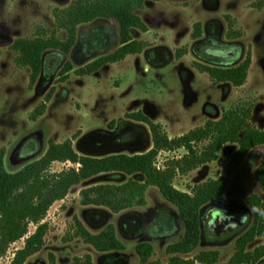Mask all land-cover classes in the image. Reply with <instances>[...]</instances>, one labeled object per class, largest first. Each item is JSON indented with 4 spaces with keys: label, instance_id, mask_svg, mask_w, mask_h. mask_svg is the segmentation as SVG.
Wrapping results in <instances>:
<instances>
[{
    "label": "rangeland",
    "instance_id": "rangeland-1",
    "mask_svg": "<svg viewBox=\"0 0 264 264\" xmlns=\"http://www.w3.org/2000/svg\"><path fill=\"white\" fill-rule=\"evenodd\" d=\"M75 1L0 0V150L6 151L4 160L9 170H18L23 165H11L14 158L20 162L42 156L51 139L56 142L73 139L79 153L91 156L146 152L153 146L150 128L127 117L129 112L143 111L160 122L170 137H177L211 119H220L227 110L252 105L250 125L264 130V0H146L137 13L148 30L133 29L135 39L145 44L141 52L90 75L77 74V69L113 52L121 44L119 22L99 18L78 27V40L70 54L49 50L44 71L31 83V68L18 64L19 54L12 44L18 38H35L40 34L65 39L67 30L59 26L55 13ZM198 23L201 34H196ZM220 46L237 48L239 55L213 61V48ZM248 56L251 57L248 78L240 86L231 81H217L205 70L206 66L238 65ZM68 61L73 63L74 70L68 80L62 81L60 73ZM53 87V95L47 100ZM44 102L47 109L38 116L36 108ZM33 133L44 138V150L40 153L39 141L28 138ZM206 143H197L196 149L203 150ZM238 147L237 143L226 144L217 160L178 174L174 186L191 192L196 184L220 177ZM187 154L185 147L161 150L156 164L166 169L172 161ZM263 161L264 145L252 149L234 174L226 194L204 210L205 216H209L213 206H221L243 208L249 219L255 217L248 198L258 193L264 201V190L255 177ZM70 163L56 161L50 171L72 168ZM130 178L145 181L141 174L105 172L75 185L64 199L52 205L43 219L48 224L46 244L25 264H51L54 257L56 264H74L78 257L86 255L93 257L94 264H144L136 252V241L150 240L145 225L159 211L175 213L158 188H149L146 212L142 207L113 213L106 207L85 205L81 195L84 188L122 184ZM214 215L219 223H226L222 215ZM76 220L92 233L115 223L126 248L122 252L101 253L75 234ZM175 222L182 228L181 220ZM37 226L32 223L26 236L9 245L0 264L12 263L17 250ZM170 243L164 237L159 239L148 263L155 260L168 263L174 256L167 249ZM261 244L264 236L251 242L248 248ZM235 249V241L212 243L205 237L198 249L179 255L194 259L200 251L218 250L215 264H229ZM258 264H264V259Z\"/></svg>",
    "mask_w": 264,
    "mask_h": 264
},
{
    "label": "trees",
    "instance_id": "trees-1",
    "mask_svg": "<svg viewBox=\"0 0 264 264\" xmlns=\"http://www.w3.org/2000/svg\"><path fill=\"white\" fill-rule=\"evenodd\" d=\"M146 0H76L64 9L56 10V20L60 27L67 30V37L60 39L55 34H40L35 38H18L12 49L18 52L17 62L31 68V83H35L44 71L45 55L49 50H60L70 54L78 40V27L99 18L116 19L120 24L121 44L106 55H102L86 66L76 70L79 75H90L109 64L118 63L130 54L139 53L145 44L135 39L133 29L147 31L143 18L137 13ZM196 34H201V24L196 25ZM251 65L248 56L242 63L234 66H206L205 70L217 81H231L240 86L246 83ZM74 70L68 61L60 73L62 81L70 77ZM55 88L50 91V100ZM47 103L36 108L38 116L43 115ZM253 106H238L224 112L218 120H209L205 125L189 132L170 137L160 122H155L143 111L129 112L127 117L145 123L150 128L153 146L146 152L129 154L125 152L105 156H91L79 153L73 139L56 142L51 139L46 152L30 160L14 158L11 165L23 164L18 170L11 171L5 165V149L0 150V258L10 244L22 239L29 233L32 223L37 229L27 237L25 245L18 249L11 264H25L26 260L38 253L46 244L48 224L43 219L52 205L64 199L75 186L105 172H121L128 175L141 174L145 181L130 178L122 184H98L81 190L83 203L106 207L113 213L145 207L148 204V190L155 186L167 202L175 205L185 225L182 240L171 243L168 252L191 253L202 242V212L217 199L223 197L234 174L243 165L249 152L264 145V130L250 125ZM207 141L203 150L198 151L196 144ZM228 143H237L238 149L223 167L220 177L196 184L191 192H184L174 186V180L180 173L191 172L201 165L218 159L219 152ZM185 147L188 154L183 159L172 161L166 169L156 164L161 150H175ZM79 163L80 167L63 169L61 172L50 171L54 162ZM256 179L264 190V161L255 172ZM248 204L255 210L249 226L240 233L236 240V249L229 264H258L264 259V244L249 249L251 242L264 236V201L258 193L248 198ZM75 234L85 242L92 244L98 251L120 252L126 246L118 236L115 223H108L100 232L92 233L85 225L76 220ZM142 261L147 262L154 253V245L141 242L136 247ZM218 250L200 251L194 259L174 255L168 263L159 260L151 264H215ZM51 264H56L55 257ZM74 264H93L91 255L77 258Z\"/></svg>",
    "mask_w": 264,
    "mask_h": 264
},
{
    "label": "flooded vegetation",
    "instance_id": "flooded-vegetation-1",
    "mask_svg": "<svg viewBox=\"0 0 264 264\" xmlns=\"http://www.w3.org/2000/svg\"><path fill=\"white\" fill-rule=\"evenodd\" d=\"M213 49L214 50L211 53L213 61L227 60V59L232 58L235 55H237V56L239 55L237 48L227 49L226 47L220 46V47H214ZM28 138H31V140L36 139L39 141L40 144H42V145L44 144V138H42V136H40V134H38V133L37 134L33 133V134L29 135ZM21 143L23 144V142H21ZM22 144H19V146H21ZM13 153L16 155L15 151H13ZM168 203L171 205L173 210H175V213L171 214L168 211L162 210L161 212L159 211L155 216H151L150 220L145 225V234L147 236H149L150 240H140L138 238L139 240L136 241V247L141 242H150L155 246V244H157L159 239H162V237H164L165 239H168L169 241H171V243L178 242V241L183 239V237L185 235V225L181 221L182 222V228L177 227L178 222H175V221H176V219L181 220L180 214H179L178 209L175 205L171 204L170 202H168ZM143 210H144V212L148 211L147 205L144 207ZM204 212L205 211L202 212V229H203L202 242H203V239L205 237H209V239L212 241V243H218V242H223V241L224 242L235 241L237 236L240 233H242L249 226V224L251 222V220H250L251 218L250 219L247 218V221H243V219L246 220V217H247L246 214H243V212H245V210L243 208L230 209L227 207L213 206L210 213L209 214L206 213L209 215L207 217L205 216ZM215 213L222 215L226 219V223L225 224L219 223L217 221V219L215 218V215H214ZM237 220L241 221L240 222L241 223L240 229L238 232H236L235 234H233L232 236L227 237V238H223L220 234H218V232L221 231L222 229L226 230L229 227L228 225H235L234 222ZM215 225L219 229H217L215 227ZM178 231H179V233H177ZM181 235H182V237L180 240H177V241L171 240V239H174L175 237H180ZM202 242H201V244H202ZM167 249H168V247H167ZM120 252H122V251H120ZM136 252H137V249H136ZM107 253L108 252H104V254H107ZM137 254H138V252H137ZM179 254H184V253H176L174 255L180 256ZM138 255L141 258V255L140 254H138ZM141 260H142V258H141ZM148 261L146 263L143 261L142 262L144 264H151L154 262V261H152V262L148 263ZM155 261H157V260H155ZM92 263L94 264L93 257H92Z\"/></svg>",
    "mask_w": 264,
    "mask_h": 264
},
{
    "label": "water",
    "instance_id": "water-1",
    "mask_svg": "<svg viewBox=\"0 0 264 264\" xmlns=\"http://www.w3.org/2000/svg\"><path fill=\"white\" fill-rule=\"evenodd\" d=\"M37 150H38L39 153L42 152V151L44 150V144L42 145V144L39 143V145H38V147H37ZM39 153H38V154H39ZM38 154H37V155H38ZM211 214H212V213H211ZM243 214H246V216H247V217H246V220L243 219V221H247V218H248L247 213H246V212H243ZM248 219H249V218H248ZM240 222H241L240 220L235 221V222H234L235 225H228L229 227H228L226 230L222 229L221 231L218 232V234H220L223 238H227V237L232 236L233 234H235L236 232L239 231V229H240V225H241ZM215 227L217 228L216 225H215ZM219 227H220V226H219ZM217 229H219V228H217ZM215 230H216V229H215ZM223 230H224V231H223Z\"/></svg>",
    "mask_w": 264,
    "mask_h": 264
},
{
    "label": "built area",
    "instance_id": "built-area-1",
    "mask_svg": "<svg viewBox=\"0 0 264 264\" xmlns=\"http://www.w3.org/2000/svg\"><path fill=\"white\" fill-rule=\"evenodd\" d=\"M73 167L77 166L76 168L79 167V163H70ZM159 167V166H158ZM160 168V167H159Z\"/></svg>",
    "mask_w": 264,
    "mask_h": 264
}]
</instances>
